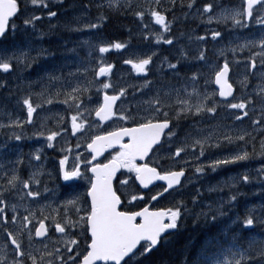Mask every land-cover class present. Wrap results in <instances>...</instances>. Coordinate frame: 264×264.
Here are the masks:
<instances>
[{"label":"snow or ice","instance_id":"6c2138e0","mask_svg":"<svg viewBox=\"0 0 264 264\" xmlns=\"http://www.w3.org/2000/svg\"><path fill=\"white\" fill-rule=\"evenodd\" d=\"M181 8H183L184 0H179ZM51 0H30V4L34 8L47 10L49 18L57 17V12L52 11L49 7ZM177 0H170L171 8L161 11V0H155V7L149 6L147 9L133 11L131 0H107V7L113 12H119L121 9L125 11H133V15L137 17L143 25V31L147 33L144 39L152 38L149 32L148 24H145V18L149 23L154 22V25H159L163 33L171 32V24L168 21L167 14L174 10ZM196 0H189L187 8L192 9L195 6ZM22 4L24 5L22 7ZM98 8H104L105 4L97 5ZM87 10L88 6H84ZM214 5L206 3L203 5V13L209 14V23L216 19L217 22L223 21L232 24L236 29H249L251 31L254 25H259L256 33H252L251 38H245V42L230 49L235 54L237 48L240 51L249 49L257 45L261 52L252 53L250 57L252 69H256V57L260 59V66L264 69V0H242L239 8L222 10L216 17L212 16ZM42 19L41 16L28 14V0H0V40L8 39L9 33L15 38L17 32L27 33L29 29L35 30L36 23ZM79 19V18H77ZM97 23H88L84 27L92 30H99L101 24L108 19L102 12L97 16ZM20 23L17 24L16 21ZM67 27V26H66ZM69 31H80L79 28H69ZM222 33L217 30L211 31V39L217 41L222 39ZM156 43H163L171 46L173 39H164L163 34L155 36ZM206 36H198V42L206 41ZM239 39V37H237ZM111 48L125 49L126 44L121 42L104 44L98 46V52L104 54L110 51ZM69 51H75L70 49ZM224 49L220 50V55L224 56ZM47 54L54 57L55 54L48 52L47 49H40L38 55ZM156 53L145 55L143 58L125 60V64L132 66V69L137 74H143L144 83L139 86L141 94L144 89H151L153 81L148 80L147 76L150 73L153 65V57ZM36 57H29L28 52L20 51L18 54L13 53L12 56L4 58L0 57V71L10 73L13 70L14 63L19 65L24 63L30 66L29 61L35 60ZM188 54L181 50L180 55L176 58V63H172L167 57L161 61L167 64V69L173 73L176 80H184V83L179 86L174 84L162 85L155 89L154 94L149 99L142 101L141 105L136 108V114L130 109H119V119L125 122L131 121L134 126L120 127L114 131L107 132L103 135H95L90 137V142L87 143V151L91 155V159L83 157L79 152L73 157L74 162L69 165V154L72 149L62 148L64 154L58 161L57 176L65 182L64 186L70 190L71 195L66 199L61 207L64 209V215L60 220L53 218L54 231L61 233L66 239L63 241L62 249L53 247L48 250L47 245H44V250H33L31 242L33 239V231L28 227L32 223L31 217H35V213H30L29 216L19 217L17 206L13 204L12 214H7L9 207L4 199L5 193L16 188L19 176L17 169H12V175L9 176L4 172L6 185L4 190L0 191V229L5 234V244L0 247V264H97L102 261L104 264H144V260L158 246L167 242L168 237L174 230H178L180 222L188 214L187 205L183 200L175 201V196L180 195L181 189L184 188V181L188 180L187 165L188 161L179 164L182 154L186 155L192 151L196 155L198 150L197 160L207 158V153L212 149H221L222 145H236L235 149H229L227 155L223 158L212 159L208 165H199L193 169L194 174L205 173V168L211 171H216L218 168L230 164H238L247 162L255 157L264 158V95L261 97V108L259 117L252 119V125L255 130H259L261 139L259 140V149L256 147V137L252 136L247 130H240L237 135L233 136L230 131L221 133L220 128L223 125H217L215 128H200L198 124L203 122V118L208 116L215 119L218 109L225 108L226 110H239L240 114L232 113L235 122H243L244 119H251L249 116V105L253 104L252 99L241 98L238 102H229L228 98L233 100L236 97L233 95V83L230 82V64L227 58L221 65L218 63H210L206 56V50H197V55L193 59L203 62L208 69L207 75L200 69L192 72L191 75L181 76L180 67L182 60H187ZM66 65H60L54 71H62ZM113 65L106 64L101 58L98 62V70L88 67L83 68L82 72L86 75L89 71L93 72L94 77H104L112 72ZM81 73V68H77L76 72L69 73V77L76 76ZM48 80H60L62 76L52 75L47 73ZM264 78V72L261 73ZM203 79L204 84L202 90L197 88L199 80ZM94 81L84 80L77 81L76 86L70 92H66V99L63 103L68 105V109L73 107L76 113L71 115V134L83 133L91 127L88 124L82 109L83 103L78 102L84 93L90 91ZM100 83L99 81H95ZM247 77L240 81L241 86H245ZM218 86L217 89L209 91L212 86ZM6 87L0 83V88ZM191 87V91H189ZM113 89L115 94L109 95L107 90ZM104 92L102 102L97 97V106L93 110H88L89 114L94 111L98 121H110L117 116V102L123 103L122 98L127 95V89L120 88L118 91L113 88L110 83H101L97 92ZM46 91V89H45ZM261 93H264V87L261 88ZM39 95H44L42 91ZM59 95V92L56 93ZM135 96V93H133ZM217 95L222 98L217 100ZM91 102V98H89ZM71 101V103H70ZM47 103L51 104L52 99L49 98ZM27 109L26 123H32L33 114L37 111L39 104L33 105L31 95L18 100ZM252 111H255L253 107ZM143 112V115L140 113ZM192 119L190 128L192 131H184L183 138H180V132L183 131L181 124L183 121ZM79 121V122H78ZM5 125H0L4 127ZM15 127H23V123L19 120L12 121L10 125ZM68 129L62 127L60 131H50L46 136L47 147L53 148V141L62 133H66ZM195 132V135L193 134ZM38 136H43L40 132ZM21 135L14 134L16 141L21 140ZM125 140L127 142H125ZM179 140L180 146H176ZM251 146V151H249ZM6 145H0L4 148ZM80 143L77 142L76 148L79 149ZM114 155L107 160L106 163H100L97 158L107 150L115 149ZM174 148V151H173ZM43 149L37 148L32 154L36 161L41 160ZM163 153V154H162ZM155 156L152 160L150 157ZM151 160V162H149ZM168 161H172L175 168L166 167ZM15 163L22 164V159H17ZM155 165V166H153ZM2 167V166H0ZM178 169V170H175ZM121 170H126L121 171ZM258 176L264 177V165L256 170ZM125 177L120 179L117 176ZM41 173L33 172L29 180H24L22 186L28 189L26 195L32 198L40 197L39 191H33L30 188V181L39 186L40 181L36 179ZM51 175V174H49ZM118 180L121 187L133 188L131 193H120L114 187V181ZM83 181V184L80 182ZM138 182V184H137ZM154 182H163L159 184V190L153 194V188L157 187ZM243 184L252 182L248 172L240 175L239 181ZM264 183V181H262ZM152 185L153 188L149 186ZM78 187H84V191H75ZM146 190V191H145ZM216 187H209V193L215 192ZM44 191H48L47 188ZM202 193L199 189L195 195L191 196V201L195 204L199 198H202ZM243 193L236 192L231 195L227 204L231 205L236 202L238 196ZM172 196L174 205L172 207L153 206V202ZM123 197V198H122ZM139 202V203H136ZM142 205V206H141ZM225 201L221 200L216 207L209 203L205 205L208 210L199 213L206 223L210 225H219V232L227 236L233 229L239 231L254 232L255 228L260 225L264 226V204L259 206H246L244 216L239 214L235 218L229 217L224 211ZM68 209L72 210L75 219L68 214ZM28 211L27 209H25ZM57 216H59V209ZM259 211L260 215H257ZM19 218V236L12 231H9V224L16 225ZM44 219L37 221L38 227L34 228L35 237L47 238L48 227ZM227 219L228 223H224ZM78 230V231H77ZM27 233L29 241L26 248L23 243V236ZM239 237L233 235L231 238L232 247L228 249L230 259H216L211 264H264V240H259L255 236H250L247 239V246L239 243ZM83 243V248L81 244ZM39 252V255L34 254ZM11 257V259H9ZM187 264V260H185ZM200 264V262H197ZM203 264H209L204 261Z\"/></svg>","mask_w":264,"mask_h":264},{"label":"rangeland","instance_id":"374dc122","mask_svg":"<svg viewBox=\"0 0 264 264\" xmlns=\"http://www.w3.org/2000/svg\"><path fill=\"white\" fill-rule=\"evenodd\" d=\"M214 0H210L208 3H211ZM189 0H184V7L181 8L179 0H177L176 6L174 10L171 12H168L171 16V13L177 10L179 15L177 16V19L181 20H195L200 22L198 25L199 27L191 28L187 32L180 33V36L175 37V33L172 31V22L171 19H168V21L171 24V32L170 33H163L162 28L159 25H154V22L149 23L148 19L145 18L144 23L148 24L149 32L152 34V38H150V45H134L130 42H121L126 44L125 49H115L111 48L109 52L100 54L98 52V46L101 43L109 44V43H115L120 41H110L109 39H106L102 36V31H98L96 29H88L84 27V25L88 23H97V17L95 14L100 15L102 12L107 17L110 16L108 11L110 13H113V15H119L123 14L125 10L121 9L119 12H113L107 7V0H86L84 1V4L77 3L75 1L69 3V8H67V11L69 13L65 14V10L59 11L57 9H53V11L57 12V17L55 18H48L50 21H53V25H61L64 27L63 29L67 28H79L80 31H71L73 34H75L76 38H71L70 43L76 41L77 39L82 42L81 45H79V49L82 50L81 55L76 51V54H73L68 57L61 56L56 63L50 60L49 56L47 54H44L42 56L38 55L39 50L41 49V42L40 44L34 45L36 41L40 40L41 38V32L40 29L37 27V23L35 26V30L29 29L27 33H21L17 32L15 34V38L13 39V35L10 32L8 39L0 41V57H10L13 55V53H19L20 51L28 52L29 57H36L38 61L44 60L47 58L46 66H39L38 62L35 60H30L29 64L30 66L21 63L19 65H16L14 63L13 70L10 73H4L0 71V83H3L6 85L4 88H0V125H5L4 127H0V145H6L4 148H0V191L4 190V186L6 185V179L4 178V172L9 173L8 175H12V169H17V174L19 176V172L21 168L23 167L25 169V176L23 178H20L17 182L16 188L10 192H6L4 199L7 201L9 207L7 208V214L11 216L12 214V205L15 204L17 206V212L19 214V217L22 216H29L30 213H35V217H31L32 223L28 225L29 228L33 231V239L31 242V248L33 250L39 249L41 251L44 250V245H47L48 250H51L53 247H60L62 249L63 241L66 239L61 233L54 231V223L53 218H56L57 220H60L64 215V209L61 207L63 202L66 199L70 198L71 192H68V189L65 187L63 188L60 193L53 192L54 189L57 187L58 189L62 188V185H64L62 182L60 183V177L57 176V170H58V161L60 159L53 156L52 153H61L62 155L68 154L61 152L62 148H71L72 152L69 154V165H71L74 160L73 157L77 152L81 153L83 157H86L87 159H90V155L88 154V151L86 150V144L89 141V136L86 133L87 130H85L83 133L84 135H77V136H70V124H71V115L75 114L76 111L68 112L66 109V112L64 115H61L60 113H51L50 106H46V101L51 98L53 103V97L55 93L52 94V87H48V93L49 96L47 97V94L44 93V95H39L40 93L33 90L32 95L38 96V99L36 102H33L34 106L39 104L41 107L39 110H37L36 116L34 114V118L36 121L32 126L29 123H26V115L22 108L23 106L21 103H17L20 97V91L22 89H28L37 87L38 80L40 77L45 78L47 76V73H51L52 75H59L62 76V79L56 80V83L53 85L60 86V95L66 99L65 93L70 92L73 87L76 86L77 81H94L90 91L95 92L98 88H100L101 83H110L113 85V88L117 91L120 88L127 89V95L122 98L123 103L120 101L117 102V116L114 119V127L118 126L119 124L123 123L124 121L120 120L118 117L121 114L119 109H130L133 114H136V108L138 106H142L141 102L149 99L150 96L154 94V91L156 88L161 87L162 85H168L171 84L169 82L168 84L162 83V77L165 76V74L172 75L173 73L167 69V64H163L161 68V61L164 58H160V60L156 59V55L158 54L159 50L162 48V45L165 44L163 41H161L159 44L156 43L155 36L158 34H163L164 39H173L174 43L173 45L169 46L166 45V50L170 51L171 54L176 55V58L180 55V51L183 50L188 54L187 60H182L181 64L178 65L180 67V70H185L188 75H191L192 72L196 71L197 69H200L202 72L207 75L208 69L204 66L203 62H199L193 57L197 55V50H206V56L208 58V61L210 63H218L221 65L224 62V59L227 58L230 64V82L233 83L234 87H238V93H235L236 99H230L229 102H238L241 98H251L253 101L252 105H249V116L251 119H244L243 122H235L232 113L235 112L236 115L240 114L239 110H226L225 108L218 109V113L215 117V119H212L208 116H205L203 118V122L198 124V127L200 128H215L217 125H223L224 127L220 128L219 131L221 133L225 131H230L233 136L237 135L240 130H247L249 133H251L252 136L256 137V145L258 146L257 149H259V140L261 139V135L259 133V130H255L252 125V119H257L259 117L260 108H261V97L264 95V93H261V88L264 87V78H262L261 73L264 72V69L260 67V59L257 56L256 57V69H252L250 67L251 60L250 57L252 56V53H259L261 52L260 47L257 45L256 47L252 48L251 51L249 49H244L243 51H240L239 48H237V51L235 54H233L230 49L233 47H236L239 44H242L245 42V38H251L252 33H256L259 29V25H254L252 27L251 31L249 29H236L232 27L231 22L224 23L223 21L217 22L216 19H213L211 23H209V14L203 13L202 8L203 5H196L192 9L187 8V3ZM105 4L104 8H98L97 5L99 4ZM131 3L133 4V11H138L140 9H147L150 5L155 7V0H131ZM242 0L239 4L230 6H224L222 3L215 1L213 12L211 13L212 16L216 17L222 10H229L232 8H239L241 5ZM201 4H205V0H202ZM220 4V5H219ZM87 5L88 8L85 10L84 6ZM171 8L170 0H161V11H164L165 9ZM41 9V8H39ZM47 11V10H46ZM133 11H125L126 15L130 16L134 21L130 20H118L119 22H123V24L119 25V30H117L115 33L120 34L121 30L128 31V36L130 37H144V35H147L143 31V25L140 23L139 19L133 15ZM166 13V14H168ZM28 14H35L37 15V8H34L30 4V0H28ZM39 16V15H38ZM167 16V18L169 17ZM79 18V19H77ZM125 19V18H124ZM126 21H129L126 23ZM17 24L20 23L19 20L16 21ZM67 26V27H66ZM201 28V29H200ZM205 30H208L210 33L207 36L206 41L204 42H198L196 40V37L198 36H205ZM217 30L222 33L223 38L218 39L217 41H213L211 39V31ZM242 31V32H240ZM229 32V33H228ZM239 37V39H237ZM74 49V48H71ZM224 49V56L222 57L220 55V50ZM70 50V49H69ZM76 50V49H75ZM71 52V51H70ZM152 53H156V55L153 57V65L151 66V70L149 75L147 76L148 80L153 81L152 88L144 89L143 94H141V91L139 90V86L144 83L143 74H137L133 69L132 66L129 64H125L124 61L128 59H138L143 58L145 55H150ZM209 53L212 54L214 57L209 56ZM103 58L104 62L106 64L113 65L112 72L104 77H94L93 72L89 71L86 75H83V68L88 67L91 69L98 70V62ZM119 59V63H115V59ZM109 59V60H108ZM156 60V62H155ZM170 61V60H169ZM172 62V61H171ZM176 63V61L172 62ZM60 65H66L62 68V71H54L55 68H58ZM35 67H38L35 69ZM81 68V73H78L76 76L69 77V73L76 72L77 68ZM185 68V69H184ZM30 72H32L33 76L35 78L30 77ZM91 72V74H90ZM15 73V74H13ZM182 73V72H180ZM158 75L160 78L157 79ZM32 76V75H31ZM117 76V77H116ZM151 77V78H150ZM245 77H247V82L245 86H241L240 81L244 80ZM115 78H118L119 81H114ZM249 79V80H248ZM157 80L161 81L157 84ZM257 80L260 83H256ZM95 81H99L100 83H96ZM20 83H23L19 85ZM64 83V84H61ZM184 83V81H183ZM25 84V85H24ZM204 84V80L200 79L199 83L196 85L197 88H200L202 90V85ZM15 86V97L13 96L14 93L7 92L9 90V87L12 86L14 88ZM74 85V86H73ZM177 85V84H176ZM254 87H253V86ZM178 86V85H177ZM245 87L248 89L247 91L244 90ZM7 89V91H6ZM213 89H216L214 85H212L208 90L212 91ZM86 92L87 94L90 92ZM189 91H191V87H189ZM100 91L99 93H102ZM108 93H114L113 89H108ZM135 93V96L133 95ZM29 95V93H28ZM90 97V96H89ZM83 96L80 97V100L78 102H81V99ZM93 99V103H90V100H87V97L85 98L88 101V104H84L83 108L81 109L85 113V117H89V111L93 110L97 104H96V96L90 97ZM18 99V100H17ZM216 99L219 101L221 99L218 98V95ZM2 101V102H1ZM51 103V104H52ZM71 103V101H70ZM134 105V106H133ZM66 107H68L66 105ZM65 107V108H66ZM253 107L255 108V111H252ZM49 108V109H48ZM75 108V107H73ZM75 110V109H74ZM144 113L141 112L140 115H143ZM53 117H59L63 121L66 120L67 123V134L59 136L60 138L65 139L66 146L60 148L62 145L60 140L53 141L54 147L48 148L47 147V141L46 136L50 132L49 128V120ZM19 120L23 123V127H15V126H7L12 123V121ZM62 121V122H63ZM88 124L93 126L95 124V120L88 119ZM188 121H191L190 123ZM79 122V121H78ZM192 123V119L189 118L187 122L183 123L181 125L184 129L183 131H192L190 128V124ZM58 127L62 126V123L57 125ZM187 126V127H186ZM48 127V128H47ZM27 129L28 132H24V129ZM43 128L45 129V133L43 135V138L40 140L34 141L32 139L31 141H28L29 148L27 155H9L5 156V153L7 151H10L9 148L11 147H21L23 144H25V136L28 134H38L37 131ZM106 128L103 127L102 130H105ZM22 130V131H21ZM56 131H60L61 128H55ZM14 134L21 135V140L15 142ZM195 135V132H193ZM183 138V135L180 137ZM77 142L80 143L79 149L76 148ZM17 144V146H16ZM176 146H180L179 140L176 142ZM233 145H224L221 147V149H212L210 152L207 153V158H200L197 160L198 156V150L196 151V155H193V152L190 151L186 155L182 154L181 159L178 161L179 164H183L184 161H188L187 169L192 170L191 173H188V180H185V186L183 189H181L180 195L175 196V201L183 200L184 202L191 199V196L195 195V193H190L187 191L189 189V186L192 185V183H195L197 180H199L200 183L204 184L202 187L203 191L202 194H206L205 198H199L197 202L195 203L197 207V213L195 214L198 219L203 218L199 215V213L203 211H207L208 209L204 207L205 209L201 208V204L204 203V206L211 203L213 204V207H216L218 203L223 200L225 201L224 211L228 213L229 217L235 218L237 214H239L241 217L244 216L245 213V207L246 206H259L261 204H264V177L258 176L257 169H259L262 165H264V158L255 157L250 161L247 162H241L238 164H230L227 166H223L218 168L216 171H211L208 168H205L204 179L201 176V174H194L193 169L196 166L199 165H208L212 159L216 158H223L225 155H227L228 150L232 148ZM41 148L43 149V152L41 153V160L36 161L33 157V153L35 152V149ZM236 148V147H235ZM234 148V149H235ZM249 151H251V146H249ZM174 151V148H173ZM115 152L113 153V155ZM163 154V153H162ZM17 159H22L23 162L26 159L28 161L27 164H16L15 161ZM152 160L156 159L155 156L151 157ZM166 167L169 168H175L172 161H168V164H166ZM24 171V170H23ZM188 171V172H189ZM33 172H39L41 173L36 177L40 181L39 186L32 183L30 181V188L33 191H39L41 193L40 197L38 198H32L28 197L26 195V192L28 189H24L22 186V182L24 180H29V177ZM126 172V170H125ZM248 172L250 175V178L252 180L249 184H243L238 182L239 177L242 173ZM51 174V175H49ZM200 175V176H199ZM44 176H47L48 179L45 180L42 184V179ZM125 177L121 176V179H124ZM51 180H54V182L50 186H47ZM62 180V179H61ZM48 182V183H47ZM84 182L81 181L80 184H83ZM56 187H54V186ZM216 187L218 190L212 193H209L207 189L209 187ZM131 188V186H129ZM47 188L48 191H44V189ZM79 188V189H78ZM75 189V191L83 192L84 187H78ZM82 188V190H80ZM119 188L121 191L125 192V188L122 189L119 185ZM243 193V195L238 196V199L236 202H233V204L229 205L227 204L228 198L236 194V192ZM251 198H254V201H251ZM173 197L167 196L163 203L165 206L167 205H174ZM201 208V209H200ZM27 209L28 211H26ZM57 209H59V216H57ZM68 214L72 216L73 219H75V216L72 213L71 209H68ZM257 215H260L259 211L257 212ZM45 217H48V219H45V224L48 225L49 235L47 238L44 239H36L34 236V228L38 225L37 221L40 219H44ZM227 220V219H226ZM226 220H224V223H227ZM228 221V220H227ZM9 231L14 232L19 236V218L16 225L9 224ZM78 231V230H77ZM235 235L239 237V242L247 243V239L250 236H255L259 240H264V231L259 232L256 229L254 232H248L247 234H244L243 237H240V233L236 231L230 232L227 236L223 235V246L222 251L218 255L219 257L217 259H230L231 257L228 255V249L232 247L231 238ZM5 234L2 229H0V247H3L5 244ZM23 243L24 246L27 248L29 241L27 238V233L23 236ZM247 246V244H246ZM81 248H83V243L81 244ZM34 254L39 255V252H35ZM11 259V257H9ZM27 264H30V261L27 262Z\"/></svg>","mask_w":264,"mask_h":264},{"label":"trees","instance_id":"16d2710c","mask_svg":"<svg viewBox=\"0 0 264 264\" xmlns=\"http://www.w3.org/2000/svg\"><path fill=\"white\" fill-rule=\"evenodd\" d=\"M67 1L72 0H51V9L63 10L66 7ZM84 3L86 0H77ZM206 1V0H205ZM196 2L202 3V0H196ZM44 11V10H43ZM38 8V12L42 13ZM123 14H126L125 11ZM45 15V14H44ZM109 15L112 16L111 13ZM97 17L98 15L95 14ZM108 16V19L104 22V30L110 36H115L118 26L123 24L119 22L117 18ZM122 16V15H121ZM120 20V19H119ZM121 21V20H120ZM185 27H191L195 25V22H184ZM42 32L45 35V41L48 49L56 51L59 46L60 39L65 35V30L62 27L54 26L52 22L47 21L42 23ZM184 24H180L178 21L174 22L172 30H181ZM117 26V27H116ZM196 26V25H195ZM111 40H121L131 42L128 38H114ZM129 40V41H128ZM206 195V194H205ZM257 231H264V227L258 225ZM238 231L242 238L247 231ZM223 234L219 232V225H210L208 223L197 222L194 219H187L179 226L178 230L172 233L167 242L162 243L144 260V264H203L204 261L214 260L218 258L222 251L223 246ZM240 243V242H239ZM246 246V242L240 243Z\"/></svg>","mask_w":264,"mask_h":264},{"label":"bare ground","instance_id":"6f19581e","mask_svg":"<svg viewBox=\"0 0 264 264\" xmlns=\"http://www.w3.org/2000/svg\"><path fill=\"white\" fill-rule=\"evenodd\" d=\"M210 0H208L207 2H209ZM214 1H218L219 3L221 2L222 3V5L223 4H228V3H232V5H235V4H237L236 3V1L235 0H214ZM65 14H67V13H69V11H67V10H65V12H64ZM108 13H110L109 11H108ZM112 14V16L111 17H115V18H117L118 20L120 19V20H132V21H134L130 16H128V15H126V14H119V15H113V13H111ZM122 15V16H121ZM125 18V19H124ZM105 22V21H104ZM104 22L101 24V27H100V29L98 30V31H102V36L104 37V38H107V39H114V38H128L129 40H133V41H129L130 43H133L134 45H147V46H149L150 44L148 43V41L147 40H145L143 37H139L138 39L137 38H135V37H130V36H128V31H123V30H121V33L120 34H116L115 36H110L108 33H106V31L104 30V26H103V24H104ZM129 21H126V23H128ZM135 22V21H134ZM61 26V25H60ZM62 27V26H61ZM117 27V26H116ZM119 27V26H118ZM62 28H64V27H62ZM66 32H65V35L63 36V37H68L69 39H71V38H76L75 37V34H73L71 31H69L67 28H65L64 29ZM183 32V30L181 29V30H179V29H176L175 30V37H178V36H180V33H182ZM121 42H126V41H121ZM34 45H36V42L34 43ZM209 56H211V57H214L212 54H210L209 53ZM61 57V56H60ZM60 57H57V56H54V57H52V61L54 62V63H56L57 62V60L60 58ZM156 57V59H158V60H160V58H164V57H167L168 58V60H170V61H172V62H174V61H176V55H174V54H171V52L170 51H168V50H166V49H164L163 47L159 50V52H158V54L155 56ZM155 62H156V60H155ZM261 67V66H260ZM185 69V68H184ZM180 72H182L181 73V76L182 77H184V76H187V73H186V71L185 70H180ZM32 75V76H31ZM157 76V79H159L160 77L158 76V75H156ZM30 77L31 78H35V76H33V74H32V72H30ZM117 77V76H116ZM249 80V79H248ZM114 81H119V79L118 78H115L114 79ZM162 83L163 84H168L169 82H171L172 81V83L171 84H174V85H180V84H182L183 83V81L184 80H176V79H174V77L172 76V75H168V74H165V76H163L162 77ZM161 81H159V80H157V84L158 83H160ZM256 83H260L258 80H257V82ZM23 84V83H22ZM25 85V84H24ZM253 86V85H252ZM254 87V86H253ZM238 90H239V88L238 87H235V93L237 94L238 93ZM244 90H248L246 87H245V89ZM28 89H22L21 91H20V97H26V96H28ZM19 99V98H18ZM37 99H38V96H35V100L37 101ZM2 102V101H1ZM90 103H93V99L91 100V102ZM185 122H187V121H183L182 122V124L181 125H183V123H185ZM189 123L191 122V121H188ZM187 127V126H186ZM181 128L182 129H184L182 126H181ZM22 131V130H21ZM186 131V130H185ZM184 132V131H183ZM261 137V136H260ZM224 145H222V147H223ZM236 147V145L235 144H233V147L232 148H230V149H234ZM256 147H258L257 145H256ZM28 148H29V144L26 142L25 144H23L21 147H11V148H9L10 149V151H7L6 153H5V156H9V155H27V153H28ZM222 150V149H221ZM223 151V150H222ZM24 164H27L28 163V161L25 159L24 160V162H23ZM168 164V163H167ZM188 171H189V169H187V176H188ZM9 174V173H8ZM200 176V175H199ZM202 177H203V179L205 178L204 177V175H201ZM186 182L184 181V186L186 185L185 184ZM51 184L52 183H50V184H48L47 186H50V188H51ZM54 186V185H53ZM204 186V184H202V183H200L199 182V180H197L195 183H192V185H190L189 186V189H187V191L188 192H190V193H195L196 192V190L197 189H199L201 192L203 191V189H202V187ZM54 187H56V186H54ZM62 190V188L61 189H58L57 187L54 189V191L53 192H58V193H60V191ZM68 192L70 193V190L68 189ZM202 198H205V193L202 195ZM202 206H201V208H203V209H205L204 208V203H202L201 204ZM200 208V209H201ZM188 213H190V214H192V216H194V218H195V221H197V222H201V223H205V220H204V218H201V219H198V217H196L195 216V214L197 213V207L196 206H194L192 209L191 208H189L188 209ZM226 220V219H225ZM226 222L228 223V221L226 220ZM188 263V262H187Z\"/></svg>","mask_w":264,"mask_h":264},{"label":"flooded vegetation","instance_id":"af4514ba","mask_svg":"<svg viewBox=\"0 0 264 264\" xmlns=\"http://www.w3.org/2000/svg\"><path fill=\"white\" fill-rule=\"evenodd\" d=\"M103 94H104V92H102L101 93V98L103 97ZM65 100V99H64ZM63 100V101H64ZM63 101L61 102V103H63ZM63 104H65V103H63ZM63 108H62V104H60V105H58V106H53L52 107V111L53 112H58L59 110H62ZM111 121L112 120H110V121H99L100 122V124H102L103 126H105V125H107V124H110L111 123ZM133 123H131V122H125V123H123L122 124V126H129V125H132ZM62 127H65V124H64V122H62V126L60 127V128H62ZM110 130V128H106L103 132H108ZM63 135H65V133H62ZM111 155H112V153H109V152H107L104 156H102L99 160H98V162H100V163H103V162H105V161H107L108 159H110L111 158ZM121 171H125V170H121ZM157 187H158V185H157ZM157 187H155V188H153V194L155 193V191H158L159 190V188H157ZM123 198V197H122ZM165 199V198H164ZM161 201H162V199L161 200H159V202H153V206L154 207H156V208H160V207H164V208H167V206H165V204L162 202L161 203ZM136 203H139V202H136ZM142 206V205H141Z\"/></svg>","mask_w":264,"mask_h":264},{"label":"water","instance_id":"95a60500","mask_svg":"<svg viewBox=\"0 0 264 264\" xmlns=\"http://www.w3.org/2000/svg\"><path fill=\"white\" fill-rule=\"evenodd\" d=\"M215 87L218 89V86H215ZM218 97H219V96H218ZM219 98H220V97H219ZM229 98H230V97H229ZM229 98H228V99H229ZM220 99H222V98H220ZM137 183H138V182H137ZM154 183H155V182H154ZM38 238H41V237H38ZM101 262H102V261H99V262H97V264H98V263H101Z\"/></svg>","mask_w":264,"mask_h":264}]
</instances>
